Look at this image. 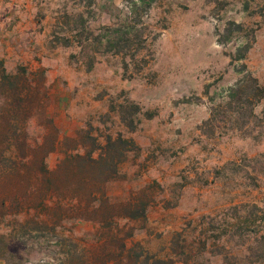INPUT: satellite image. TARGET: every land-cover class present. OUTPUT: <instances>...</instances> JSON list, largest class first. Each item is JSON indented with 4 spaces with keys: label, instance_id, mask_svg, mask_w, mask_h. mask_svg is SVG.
<instances>
[{
    "label": "rangeland",
    "instance_id": "374dc122",
    "mask_svg": "<svg viewBox=\"0 0 264 264\" xmlns=\"http://www.w3.org/2000/svg\"><path fill=\"white\" fill-rule=\"evenodd\" d=\"M246 73L264 0H0V264H264Z\"/></svg>",
    "mask_w": 264,
    "mask_h": 264
},
{
    "label": "trees",
    "instance_id": "16d2710c",
    "mask_svg": "<svg viewBox=\"0 0 264 264\" xmlns=\"http://www.w3.org/2000/svg\"><path fill=\"white\" fill-rule=\"evenodd\" d=\"M249 47L250 46H246L244 48L245 52L248 51ZM243 58H244V56L241 55V56H239L238 60H241ZM14 78H15V76L12 78V76H10L8 74H5V73L1 74V80L8 81L9 83H11ZM243 88L249 89V91L246 94L242 93L243 97L245 99H248V101L250 100L252 102H254V101L258 102L260 99H262L264 97V86L259 85L257 80L255 78H253L251 75H249L248 73H246V75L241 80H239L238 83L235 86H233V88L229 89V91H228L229 95H230L229 97L232 98V97L236 96L237 94L240 93L241 90H243ZM11 121H12V119L9 118V121L7 122V124L10 123V125L8 124L9 128H11L10 126H12V124L15 123V121L14 122H11ZM16 130L17 129H15L14 131L12 130L10 135H7L5 139L3 138L4 140H3V142L0 143V145L6 144V143H12V142L14 143L16 140H18V137L15 135ZM10 146H11V144H10ZM86 159L94 162V159L91 158V155H87ZM82 160H83L82 157L75 156V154H73V161L79 162ZM135 211H136L135 213L131 214L132 217H137L136 214L138 213V211L137 210H135ZM139 216L140 217L144 216V210L143 209L138 214V217Z\"/></svg>",
    "mask_w": 264,
    "mask_h": 264
}]
</instances>
